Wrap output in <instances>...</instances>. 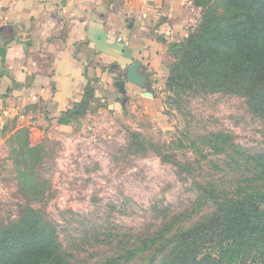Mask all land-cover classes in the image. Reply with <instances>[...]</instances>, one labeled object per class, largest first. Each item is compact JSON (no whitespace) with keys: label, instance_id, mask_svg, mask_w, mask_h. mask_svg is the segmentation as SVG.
<instances>
[{"label":"rangeland","instance_id":"rangeland-1","mask_svg":"<svg viewBox=\"0 0 264 264\" xmlns=\"http://www.w3.org/2000/svg\"><path fill=\"white\" fill-rule=\"evenodd\" d=\"M192 11L189 32L200 18ZM167 78L156 82L155 109L143 118L100 114L92 99L63 131L53 124L1 130L0 220L34 206L63 248L88 263L101 247L93 239L99 229H143L162 207L187 206L193 181L226 187L243 179L242 153L264 151V119L231 94L175 96Z\"/></svg>","mask_w":264,"mask_h":264},{"label":"trees","instance_id":"trees-1","mask_svg":"<svg viewBox=\"0 0 264 264\" xmlns=\"http://www.w3.org/2000/svg\"><path fill=\"white\" fill-rule=\"evenodd\" d=\"M191 4L200 11L199 24L170 46L175 62L168 85L175 96H238L251 114L264 119V0ZM93 95L87 86L66 111L67 120L79 118ZM241 157L243 179L237 176L226 187L212 179L193 181L187 206L162 207L143 229H99L93 239L101 247L94 248L97 255L88 263L63 248L54 223L39 209L20 207L16 219L0 220V264H264V151Z\"/></svg>","mask_w":264,"mask_h":264},{"label":"crops","instance_id":"crops-1","mask_svg":"<svg viewBox=\"0 0 264 264\" xmlns=\"http://www.w3.org/2000/svg\"><path fill=\"white\" fill-rule=\"evenodd\" d=\"M7 1L0 0V16ZM6 17L0 131L67 129L74 121L65 113L87 86L100 114L148 116L156 82L175 62L170 46L194 23L191 0H19ZM135 64L141 85L126 78Z\"/></svg>","mask_w":264,"mask_h":264},{"label":"water","instance_id":"water-1","mask_svg":"<svg viewBox=\"0 0 264 264\" xmlns=\"http://www.w3.org/2000/svg\"><path fill=\"white\" fill-rule=\"evenodd\" d=\"M5 28L6 27H3L2 29H0V31H2V32H5ZM135 70H136V64L135 65H132L130 68H129V70H128V73H127V80L128 81H130V82H135V83H138V81H139V83L138 84H140L141 85V83H140V79H137V77H136V75H135ZM120 81V83H123V80H119Z\"/></svg>","mask_w":264,"mask_h":264},{"label":"built area","instance_id":"built-area-1","mask_svg":"<svg viewBox=\"0 0 264 264\" xmlns=\"http://www.w3.org/2000/svg\"><path fill=\"white\" fill-rule=\"evenodd\" d=\"M17 2H19V0H8L6 5H5V11L4 13H2V15L0 16V23H4L7 21V17H6V13L9 9H11ZM192 28V27H191Z\"/></svg>","mask_w":264,"mask_h":264}]
</instances>
